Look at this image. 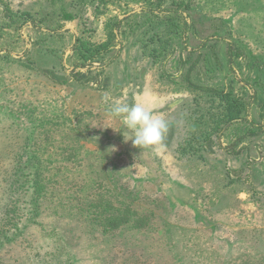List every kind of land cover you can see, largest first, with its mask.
<instances>
[{
	"label": "rangeland",
	"instance_id": "374dc122",
	"mask_svg": "<svg viewBox=\"0 0 264 264\" xmlns=\"http://www.w3.org/2000/svg\"><path fill=\"white\" fill-rule=\"evenodd\" d=\"M186 2L171 13L187 21L186 42L152 60L128 43V25L112 24L142 1L0 0V264H264V133L243 137L254 130L248 122L228 124L206 160L174 157L188 131L206 129L207 110L221 107L185 79L233 89L264 124V0ZM72 9L81 17L66 19ZM75 33L106 44L85 67ZM112 101L164 118L163 139L134 147L107 111ZM34 160L49 180L38 198ZM71 181L84 185L85 219ZM105 200L128 208L126 227L104 232L107 220L90 219Z\"/></svg>",
	"mask_w": 264,
	"mask_h": 264
},
{
	"label": "trees",
	"instance_id": "16d2710c",
	"mask_svg": "<svg viewBox=\"0 0 264 264\" xmlns=\"http://www.w3.org/2000/svg\"><path fill=\"white\" fill-rule=\"evenodd\" d=\"M142 1L143 8L141 11L126 16L125 18H116L113 20V27H125L126 25L129 26V32L133 36L132 39L128 43L130 44H137L140 43L141 49V58L145 57L146 55L153 58L152 60H158V58H163V56L172 50H176L178 46L184 42L185 33L187 28V21L184 19V24L177 22L171 15V13L181 12L180 8L189 7V2L186 0H136ZM185 1V2H184ZM165 5L164 8L162 6ZM168 12L170 14L162 15L161 13ZM65 18L68 20H73L77 17H81L80 10L71 11H63ZM182 13V12H181ZM64 23L57 24L53 28V30L60 29ZM83 31V30H82ZM81 33V32H80ZM113 36L116 37V33L112 30ZM149 36L145 38L147 35ZM147 42H152L154 45L149 49L146 47L145 44ZM148 48L146 50V48ZM106 48V44H97L95 42H91L90 40L85 39L81 34L76 38V44L73 48L74 55L76 56L79 66H86L89 63H93L96 61L97 57L102 54V51ZM123 48V46H122ZM147 53V54H146ZM114 62H116L114 60ZM192 66H194L192 64ZM191 66V67H192ZM215 68V66H214ZM90 72H92L90 70ZM76 73H81L78 70ZM56 78L57 75H53ZM60 77V76H59ZM187 78V77H186ZM62 83L69 84V80L67 78L60 77ZM186 83L190 86L199 89L200 91L210 93L217 99H219V105L221 106L218 110L210 111L207 110L208 118H207V126L204 131H201L199 135L193 134L192 131H188V134L184 138V140L179 141L177 145L174 147V157L176 159H181L182 157L186 156L189 158H194L197 156L200 159L206 160V154L217 152L214 147V144H220L219 138L222 134L223 128L228 124H233L239 121H244L247 119L248 116V106L250 102H246L240 95H236L233 89L225 90L219 88L218 86H199L194 84L193 82L188 81ZM74 82V81H73ZM175 82H178L175 80ZM72 85L83 86L85 84H80L74 82ZM221 87V86H220ZM220 148V147H219ZM34 160L31 162L33 165L31 169L33 170V166L35 167V173L33 174L32 183L34 184V194L37 193L35 196L36 198L39 197V194H43L46 192V185L48 178L42 174L39 170L40 166H35ZM41 162H38L39 165ZM78 164V163H77ZM44 165V163H43ZM58 166L56 168L51 167V170L56 171L58 170ZM31 170V171H32ZM28 175H32V172ZM65 178V177H64ZM63 178H56L53 182V186H59L60 188L63 186L62 184ZM24 184V183H21ZM30 186V185H29ZM69 189L72 190L70 195V201H76V209H77V216L79 218L85 219L88 215L86 208L83 206L82 201V189L84 185L81 186L80 182H70L68 185ZM76 188V189H75ZM90 193L86 194V198L88 199ZM110 200H105V202H100V207L102 210H93L90 212V219H99L100 221L107 220V227H101V230L104 232L114 231L118 229H122L126 227L130 219L128 218L127 214L129 215V210L126 208L125 210H115L112 211L110 209L114 208L111 204ZM38 205L35 204L34 207ZM36 209V208H35ZM90 211V208H89ZM9 214V213H8ZM14 225V224H13ZM12 225V226H13ZM12 226H8L9 230ZM0 232L3 231L2 227L0 226Z\"/></svg>",
	"mask_w": 264,
	"mask_h": 264
},
{
	"label": "clouds",
	"instance_id": "9594fccd",
	"mask_svg": "<svg viewBox=\"0 0 264 264\" xmlns=\"http://www.w3.org/2000/svg\"><path fill=\"white\" fill-rule=\"evenodd\" d=\"M107 99V98H106ZM109 114L120 118L132 135L134 147H148L160 142L168 129V123L164 118L155 115L153 110L140 103L129 104L123 101H112L107 108Z\"/></svg>",
	"mask_w": 264,
	"mask_h": 264
},
{
	"label": "flooded vegetation",
	"instance_id": "af4514ba",
	"mask_svg": "<svg viewBox=\"0 0 264 264\" xmlns=\"http://www.w3.org/2000/svg\"><path fill=\"white\" fill-rule=\"evenodd\" d=\"M248 110H249V108H248ZM245 122H248L254 128V130H252V131L250 130L249 133L243 135V137H246V136H248V134L250 135V134H253V133H256V132L264 133V124L254 122L253 120L249 119L248 116H247V119L246 120L239 121V122H236V123H241L242 124V123H245ZM233 124H235V123H233ZM242 150H243L244 156H246V159H249L247 157V146L244 145L243 148H242Z\"/></svg>",
	"mask_w": 264,
	"mask_h": 264
},
{
	"label": "crops",
	"instance_id": "0c3cea01",
	"mask_svg": "<svg viewBox=\"0 0 264 264\" xmlns=\"http://www.w3.org/2000/svg\"><path fill=\"white\" fill-rule=\"evenodd\" d=\"M74 32V31H73ZM76 34V33H75ZM77 36H78V33H77ZM85 67V66H84ZM96 68L98 69V70H100L101 68H103L102 66L101 67H99V66H96ZM89 69V68H88Z\"/></svg>",
	"mask_w": 264,
	"mask_h": 264
},
{
	"label": "water",
	"instance_id": "95a60500",
	"mask_svg": "<svg viewBox=\"0 0 264 264\" xmlns=\"http://www.w3.org/2000/svg\"><path fill=\"white\" fill-rule=\"evenodd\" d=\"M136 12V10H134V11H132L130 14H133V13H135ZM64 30H66V28H64ZM75 32V31H74ZM77 34V33H76Z\"/></svg>",
	"mask_w": 264,
	"mask_h": 264
}]
</instances>
